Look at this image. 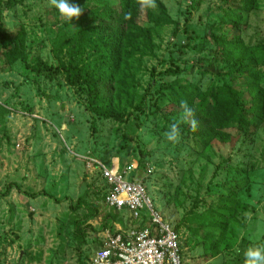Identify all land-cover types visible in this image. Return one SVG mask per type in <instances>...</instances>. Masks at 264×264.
Returning <instances> with one entry per match:
<instances>
[{
	"label": "rangeland",
	"instance_id": "374dc122",
	"mask_svg": "<svg viewBox=\"0 0 264 264\" xmlns=\"http://www.w3.org/2000/svg\"><path fill=\"white\" fill-rule=\"evenodd\" d=\"M0 1L7 31L24 30L32 65L65 59L62 43L98 24L90 11L120 10L113 0H73L83 12L70 21L50 0ZM150 2L134 0L136 25L150 27L151 16L166 12L175 22L153 30L147 51L132 58L126 76L132 90L116 98L117 119L93 115L84 89L62 76L31 72L22 61L11 65L0 54V264H87L104 232L135 224L128 212L115 213L105 204L108 186L99 168L111 164L146 185L155 207L180 230L193 264H245L244 251L264 244V122L249 133L227 129L205 142L192 123L196 113L166 94V85L175 82L205 92L231 81L244 90L249 106L248 78L238 74L232 81V62H217L214 55L230 53L229 40L238 37L244 51L264 43V0H254L250 11L242 0H154V7ZM214 36L223 38L215 43ZM260 83L264 90V76ZM173 124L178 136L169 141ZM243 181L242 189L230 186ZM233 190L247 206L237 215L239 241L211 258L199 219ZM195 227L202 228L197 235Z\"/></svg>",
	"mask_w": 264,
	"mask_h": 264
},
{
	"label": "trees",
	"instance_id": "16d2710c",
	"mask_svg": "<svg viewBox=\"0 0 264 264\" xmlns=\"http://www.w3.org/2000/svg\"><path fill=\"white\" fill-rule=\"evenodd\" d=\"M108 1L111 0H105L106 3ZM113 2L119 3V11L110 6L107 9L99 6L90 11L91 17L98 16V24L77 31L71 35L68 43H62L59 52H66L65 59H59L55 65L44 61L32 65L25 51L26 34L22 28L14 35L7 31L2 20L3 2L0 1V54L11 65L22 61L31 72L62 76L68 85L84 89L93 115L103 119H117L121 101L116 98L125 94L130 96L132 90L126 79L132 58L136 52L147 51L152 44L153 30L175 21L163 9V13H166L161 18L150 17L152 26L141 27L135 23L139 12L134 0ZM253 5L254 0H242V8L247 11ZM221 38L223 36H214V42L218 43ZM222 41L226 44L223 39ZM228 47L233 48L228 50L230 53L226 55L222 50L216 51L214 59L217 62L220 59L232 62L227 71L232 81L238 74L248 78L252 95L249 106L244 99V90L236 88L231 81H222L205 92L179 82L166 85V94L170 96V100L196 113L194 121L198 132H195L205 142L213 140L227 129L239 135L249 133L250 129L255 130L264 122V90L260 88V79L264 76V43L251 51H244V44L238 37L229 40ZM249 59L253 62L245 63ZM172 71L175 75L181 73L179 67ZM127 100L125 98L124 103ZM241 184L244 181L239 184L231 183L230 186L237 190L243 188ZM10 190V187L7 188L5 193L8 194ZM30 196L36 197L37 194ZM240 210H247V206L238 202L233 190L221 196L216 205L202 214L199 221L205 222L206 229L203 230L201 242L209 257H216L221 251H229L239 241L235 229L239 225L237 215ZM172 226L180 233L177 226ZM201 230L202 228L195 227L191 231L197 235Z\"/></svg>",
	"mask_w": 264,
	"mask_h": 264
},
{
	"label": "built area",
	"instance_id": "2783aa9c",
	"mask_svg": "<svg viewBox=\"0 0 264 264\" xmlns=\"http://www.w3.org/2000/svg\"><path fill=\"white\" fill-rule=\"evenodd\" d=\"M107 184L108 208L129 213L128 229L104 232L87 264H193L185 255L182 236L158 210L146 185L119 164L100 165Z\"/></svg>",
	"mask_w": 264,
	"mask_h": 264
},
{
	"label": "clouds",
	"instance_id": "9594fccd",
	"mask_svg": "<svg viewBox=\"0 0 264 264\" xmlns=\"http://www.w3.org/2000/svg\"><path fill=\"white\" fill-rule=\"evenodd\" d=\"M50 4L58 11V13L66 20L72 21L74 18H79L83 12V8L73 2V0H50ZM149 6L154 7V0H151ZM186 112H191L190 109H185ZM195 125V121H192ZM178 136V129L175 124L171 126L167 134L169 141H175ZM245 264H264V244H259L247 248L244 251Z\"/></svg>",
	"mask_w": 264,
	"mask_h": 264
}]
</instances>
